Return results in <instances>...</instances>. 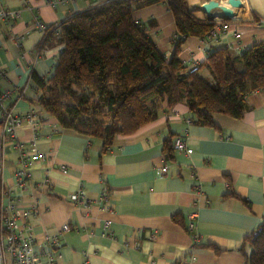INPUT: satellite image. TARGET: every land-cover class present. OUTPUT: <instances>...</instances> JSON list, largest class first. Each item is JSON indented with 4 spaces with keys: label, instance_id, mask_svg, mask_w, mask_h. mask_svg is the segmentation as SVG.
<instances>
[{
    "label": "crops",
    "instance_id": "crops-1",
    "mask_svg": "<svg viewBox=\"0 0 264 264\" xmlns=\"http://www.w3.org/2000/svg\"><path fill=\"white\" fill-rule=\"evenodd\" d=\"M205 1L187 0L199 9ZM240 1L231 18L197 13L216 23L215 35L184 41L179 59L186 66H201L217 49L238 54L264 40V0ZM92 4L0 0V14L6 13L0 15V209L11 202L20 227L21 214L34 212L28 221L39 262L49 259V239L54 264H244L252 252L246 238L264 218V89L245 97L239 118L214 113L208 126L179 104L108 146L62 128L36 105L33 77L50 75L61 48L47 28ZM132 15L169 57L175 27L167 6H134ZM4 111L18 119L13 136ZM178 138L190 153L174 148ZM166 140L171 158L163 153ZM30 149L41 158L19 186L21 158Z\"/></svg>",
    "mask_w": 264,
    "mask_h": 264
},
{
    "label": "trees",
    "instance_id": "trees-1",
    "mask_svg": "<svg viewBox=\"0 0 264 264\" xmlns=\"http://www.w3.org/2000/svg\"><path fill=\"white\" fill-rule=\"evenodd\" d=\"M154 3H164L173 17L169 57L132 15L134 6ZM199 11L187 0H110L69 13L47 28L61 48L50 75L33 77L40 93L36 105L62 128L101 138L104 146L135 134L179 104L195 122L208 126L214 113L239 118L245 97L264 89V40L238 54L217 49L189 73L179 59L182 44L209 35L216 25L200 18ZM172 150L166 140L167 158ZM259 227L257 235L246 238L252 252L244 264H264V218Z\"/></svg>",
    "mask_w": 264,
    "mask_h": 264
},
{
    "label": "built area",
    "instance_id": "built-area-1",
    "mask_svg": "<svg viewBox=\"0 0 264 264\" xmlns=\"http://www.w3.org/2000/svg\"><path fill=\"white\" fill-rule=\"evenodd\" d=\"M90 2H94L97 4L95 0H88ZM110 1V0H107ZM54 5V3H52ZM6 13H1V16H4ZM36 28L44 30L45 27L43 24L37 22L35 25ZM223 31H226L225 29ZM210 34L215 35L214 30L210 32ZM234 36L236 38L240 37L239 33H235ZM198 63H193L189 68V73H193L198 68ZM5 116V130L8 132L10 136H13L14 128L18 126V119L10 116L8 112L4 111ZM173 146L178 151H183L186 153H190L189 150L186 149L184 141L182 139H175L173 142ZM41 154L36 149H30L25 152L21 158V167L17 173V182L19 186H23L24 182L28 177V171L31 163L34 160L40 159ZM65 167L62 166L61 169ZM166 168L162 167L161 172H165ZM14 209V205L9 202L8 205L4 209H0V264H54L53 263V243L54 241L47 239L46 243L49 249V259L43 262H39L33 254V226L29 223V219L34 215L32 211H24L21 214V217L24 219V224L20 227L16 223V215L10 214V211ZM192 214L189 217V225L187 226L188 231L192 230ZM110 225V221H106L104 223L105 228ZM62 229L64 231L68 230L67 226H63ZM260 231V228L255 232L254 235H257ZM196 238V236H194Z\"/></svg>",
    "mask_w": 264,
    "mask_h": 264
},
{
    "label": "water",
    "instance_id": "water-1",
    "mask_svg": "<svg viewBox=\"0 0 264 264\" xmlns=\"http://www.w3.org/2000/svg\"><path fill=\"white\" fill-rule=\"evenodd\" d=\"M241 6L240 0H226L223 4L217 0H207L200 6V10L208 16L216 10L219 12L220 18H231L233 16L231 10L241 8Z\"/></svg>",
    "mask_w": 264,
    "mask_h": 264
},
{
    "label": "rangeland",
    "instance_id": "rangeland-1",
    "mask_svg": "<svg viewBox=\"0 0 264 264\" xmlns=\"http://www.w3.org/2000/svg\"><path fill=\"white\" fill-rule=\"evenodd\" d=\"M219 2H220V3H221V2L225 3V2H226V0H219Z\"/></svg>",
    "mask_w": 264,
    "mask_h": 264
}]
</instances>
